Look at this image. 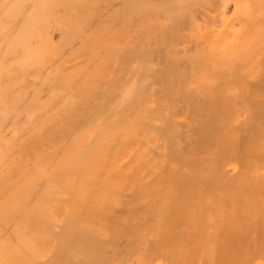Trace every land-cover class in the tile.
Here are the masks:
<instances>
[{
  "label": "bare ground",
  "instance_id": "obj_1",
  "mask_svg": "<svg viewBox=\"0 0 264 264\" xmlns=\"http://www.w3.org/2000/svg\"><path fill=\"white\" fill-rule=\"evenodd\" d=\"M0 264H264V0H0Z\"/></svg>",
  "mask_w": 264,
  "mask_h": 264
}]
</instances>
